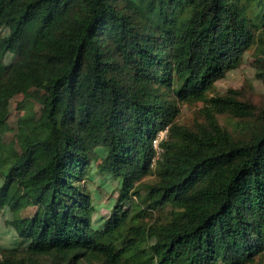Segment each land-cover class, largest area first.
<instances>
[{
  "label": "trees",
  "instance_id": "1",
  "mask_svg": "<svg viewBox=\"0 0 264 264\" xmlns=\"http://www.w3.org/2000/svg\"><path fill=\"white\" fill-rule=\"evenodd\" d=\"M251 47L264 80V0H0V105L45 94L0 165V211L25 242L0 264L264 258V105L215 89ZM190 98L192 128L176 122ZM96 161L120 181L101 227L85 184Z\"/></svg>",
  "mask_w": 264,
  "mask_h": 264
},
{
  "label": "rangeland",
  "instance_id": "2",
  "mask_svg": "<svg viewBox=\"0 0 264 264\" xmlns=\"http://www.w3.org/2000/svg\"><path fill=\"white\" fill-rule=\"evenodd\" d=\"M254 47H251L244 54L242 62L236 63L227 70L223 77L216 81V91L225 93L232 88L239 91L243 100L251 101L254 106L264 105V80L255 77L254 60L259 56ZM12 59V55L6 58V62ZM45 94L43 91L30 87L26 91L5 101L0 105V115L4 117V122L0 126V165L6 159V153L19 152L24 139L22 119L30 122L40 120L43 113V101ZM201 102L190 98L185 102L179 103V113L176 117L178 124L192 128L200 117ZM219 121L230 130L233 129L231 123L235 119L229 120L228 116L221 115ZM159 137H164L165 131H160ZM103 154V150H100ZM97 161L91 165L90 173L92 176L86 181V187L94 198L96 211L93 216V225L102 226V220L110 213L115 203L120 181L105 175L104 172H96ZM170 205H164L156 210V214L164 215L169 212ZM32 209H25L22 214L29 215ZM25 242L16 236L11 226V214L8 208L0 211V249L22 248ZM252 264H264V258H258Z\"/></svg>",
  "mask_w": 264,
  "mask_h": 264
},
{
  "label": "built area",
  "instance_id": "3",
  "mask_svg": "<svg viewBox=\"0 0 264 264\" xmlns=\"http://www.w3.org/2000/svg\"><path fill=\"white\" fill-rule=\"evenodd\" d=\"M162 138H163V136H162V137H159V134H158L157 137L153 140V147H154L155 149H158V142H159V140L162 139Z\"/></svg>",
  "mask_w": 264,
  "mask_h": 264
}]
</instances>
